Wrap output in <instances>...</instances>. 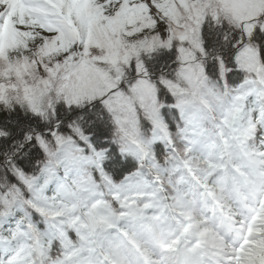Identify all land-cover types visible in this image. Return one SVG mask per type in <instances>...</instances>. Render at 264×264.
<instances>
[{"label":"snow or ice","instance_id":"6c2138e0","mask_svg":"<svg viewBox=\"0 0 264 264\" xmlns=\"http://www.w3.org/2000/svg\"><path fill=\"white\" fill-rule=\"evenodd\" d=\"M0 264H264V0H0Z\"/></svg>","mask_w":264,"mask_h":264},{"label":"trees","instance_id":"16d2710c","mask_svg":"<svg viewBox=\"0 0 264 264\" xmlns=\"http://www.w3.org/2000/svg\"><path fill=\"white\" fill-rule=\"evenodd\" d=\"M161 150H163V146H161Z\"/></svg>","mask_w":264,"mask_h":264}]
</instances>
